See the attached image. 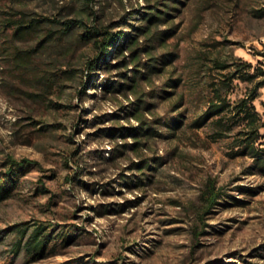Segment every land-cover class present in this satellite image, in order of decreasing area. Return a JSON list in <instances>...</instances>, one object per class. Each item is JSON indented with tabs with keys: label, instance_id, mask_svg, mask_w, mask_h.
<instances>
[{
	"label": "rangeland",
	"instance_id": "obj_1",
	"mask_svg": "<svg viewBox=\"0 0 264 264\" xmlns=\"http://www.w3.org/2000/svg\"><path fill=\"white\" fill-rule=\"evenodd\" d=\"M22 13L44 22L18 38L8 21ZM95 26L135 33L146 66L112 53L89 68ZM237 57L264 65V0H0V171L38 162L0 201V231L60 234L32 261L1 236L0 264H264V175L230 150L237 127L214 140V120L192 125L221 76L212 61ZM249 87L234 79L228 97ZM253 104L263 118L264 86ZM209 181L228 202L207 208Z\"/></svg>",
	"mask_w": 264,
	"mask_h": 264
},
{
	"label": "trees",
	"instance_id": "obj_2",
	"mask_svg": "<svg viewBox=\"0 0 264 264\" xmlns=\"http://www.w3.org/2000/svg\"><path fill=\"white\" fill-rule=\"evenodd\" d=\"M85 1L86 4H89L94 0ZM160 12L161 14H167L163 10L157 14L155 11H144L142 19L149 24H153L163 19ZM8 22L9 26L13 28V34L18 38H22L39 31V26L42 25L44 19L30 18L27 14L22 13L17 19H12ZM72 26L69 23L67 28ZM77 26L83 27L84 22L80 21ZM148 28L150 27L144 26L142 28L138 27L136 30L148 33ZM85 32L87 39H92L98 49L95 60L88 62L89 68L94 69L97 64L105 63L106 58L112 53L121 54L122 60L120 62L122 64L132 63L136 67V71H140L139 68L146 66L147 63H143L140 59L142 48L138 45V38L135 33L111 32L96 26L90 30H85ZM169 35L168 33L166 36ZM125 51L129 52V60H127V56L123 55ZM150 59L156 62L153 58ZM166 62H168V59L163 60L162 64ZM211 65L212 68L221 72V76L212 85L211 95L208 98L205 110L194 119L192 125L201 127L209 120H214L216 128L214 140L230 136L228 134L237 127L236 131H233L231 141H229L230 150H233L235 156L248 157L251 160L250 167L252 172L264 175V117L261 118L253 104V101L259 96V89L264 86V65H253L240 57L230 62L213 60ZM149 67L154 70L159 69L153 63L149 64ZM234 79L247 82L250 87L243 96L231 101L228 97V90ZM133 80L131 79V81ZM127 87L135 88V83L128 84ZM131 92L136 94V91L132 90ZM140 101L142 100L140 99ZM138 107H135L132 114L141 123V128L144 123L141 115L137 113ZM134 129L136 130L129 132L133 136H138V128ZM6 164L7 168L4 171H0V201L10 197L21 176L31 167L38 166L36 160L29 158H9ZM201 196L206 202L207 208L212 207L217 202H221L218 201L219 198L228 202L224 197L228 196V194L223 190V187H216L211 181L206 183ZM51 230V224L21 222L0 231V237L11 233L15 234L16 239L12 243V253L18 254L24 249L32 261L49 254V249L51 248L49 244L51 242L54 243L60 236V234L53 235Z\"/></svg>",
	"mask_w": 264,
	"mask_h": 264
}]
</instances>
